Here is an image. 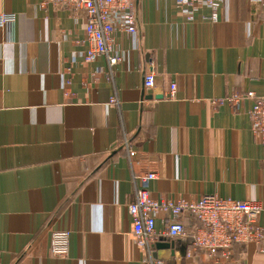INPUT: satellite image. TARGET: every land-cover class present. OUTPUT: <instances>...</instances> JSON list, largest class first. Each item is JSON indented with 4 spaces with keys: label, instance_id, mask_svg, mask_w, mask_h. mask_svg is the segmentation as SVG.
Masks as SVG:
<instances>
[{
    "label": "crops",
    "instance_id": "1",
    "mask_svg": "<svg viewBox=\"0 0 264 264\" xmlns=\"http://www.w3.org/2000/svg\"><path fill=\"white\" fill-rule=\"evenodd\" d=\"M0 14L15 17L0 27V264H218L188 256V213L186 237H167L161 216L150 250L138 247L128 206L149 173L155 200L264 206L255 102L228 101L264 98V0H228L215 24L206 7L187 18L175 0H141L136 45L112 33L113 68L85 62L87 16L66 0H0ZM55 231L70 232L67 257L51 254ZM219 264H264V240Z\"/></svg>",
    "mask_w": 264,
    "mask_h": 264
},
{
    "label": "built area",
    "instance_id": "2",
    "mask_svg": "<svg viewBox=\"0 0 264 264\" xmlns=\"http://www.w3.org/2000/svg\"><path fill=\"white\" fill-rule=\"evenodd\" d=\"M63 2L64 0H55ZM141 0H66L75 10L86 13L87 27L84 42L88 49L84 56L86 63L95 62L98 57L105 56L111 68L122 61V55L113 44L112 33L119 29L127 33L137 42L136 8ZM228 0H175L182 8L185 17L191 18L193 13L201 8L209 9L210 14L205 20L211 23L219 21V13ZM15 17L12 14H0V27L12 24ZM155 84L153 73L146 74L144 87L152 90ZM176 85L171 86L167 94L173 99ZM245 98L254 100L249 111L252 134L259 138L263 150L264 161V98H257L253 92L246 96L239 94L228 98L232 104H239ZM130 155H134L131 152ZM156 179V174L149 173L142 177L141 187L136 198L128 206L133 221L132 236L138 247L149 249L156 240V221L162 217L166 224L164 234L172 239L184 238L187 230L182 222L188 213L198 222L191 239V249L188 256L203 251L219 264V259L229 260L232 250L238 244H260L264 240V228L258 222V216L264 211L260 202L235 201L220 199L216 196H203L198 200H155L151 197L148 186ZM70 248V232L55 231L52 234L51 254L56 257H67ZM1 258V251H0ZM143 264H164L154 260L151 255Z\"/></svg>",
    "mask_w": 264,
    "mask_h": 264
},
{
    "label": "water",
    "instance_id": "3",
    "mask_svg": "<svg viewBox=\"0 0 264 264\" xmlns=\"http://www.w3.org/2000/svg\"><path fill=\"white\" fill-rule=\"evenodd\" d=\"M158 247H160V246H158ZM164 247H168V246H164Z\"/></svg>",
    "mask_w": 264,
    "mask_h": 264
}]
</instances>
